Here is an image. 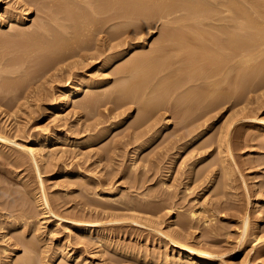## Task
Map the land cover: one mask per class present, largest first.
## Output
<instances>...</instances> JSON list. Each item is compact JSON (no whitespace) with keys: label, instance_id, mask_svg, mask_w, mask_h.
Returning <instances> with one entry per match:
<instances>
[{"label":"bare ground","instance_id":"bare-ground-1","mask_svg":"<svg viewBox=\"0 0 264 264\" xmlns=\"http://www.w3.org/2000/svg\"><path fill=\"white\" fill-rule=\"evenodd\" d=\"M13 1H14L15 5H18V8L21 9V10L20 9L19 10L22 13H19V12L16 13V12H13L9 9V10H6L4 13L1 14V11L4 8L6 1L0 0V32L4 28H9V30H8L9 32L5 33V31H3L4 32L3 34H2V32L0 33V45H1L0 49H4L2 51L5 52V53H3L2 51H1L2 53L0 52L1 53V55H0V115H1V117L3 116V118L5 117L4 118L5 120L7 117V119H8L7 122L9 121L10 118L13 119V117L15 120H17L16 118H18V115L21 116L22 112H24L23 110H25V109H22L23 106L25 108L28 107V105H29L28 101L31 97H33L32 95H34V97L38 96V95H36V92H39V91H36L37 88L35 89L32 87L33 90H31L32 89L31 84H33V82H36L35 80H37V81L43 80L44 81L45 76L49 75L51 72L54 71L53 73H55V71H57V70L61 71L62 67H63V66L61 67V65L65 64L66 61H68L71 58L75 59V57H81V58H83V60H88L87 62H83L84 65L82 64V62L79 61L80 64L83 66H81L79 64L78 65L82 68L84 66H85V68L88 67V66H86L88 64V62H89L88 65H91L90 64L91 61H89V59L92 60V64H94V61L95 62L97 61L99 63L100 62L99 59H102L101 61L104 62V68L110 67V65L115 66L116 64H118L115 69L113 66L112 67L114 70L113 71L114 75H118L117 77H119V78H115V79H119V81H121L120 83H117L119 81H116L117 84L115 83L116 85H112V80H110V79L109 80L108 79H104V80L102 79L101 81H99V80L94 79L92 77L88 78V76L86 77L84 74H82V75L80 74L81 76H80V78L78 76L79 79L77 81L73 82V84H72V82H71L72 80H71L70 81L71 85L67 84L68 87L65 89L63 88L64 90H62V92H61L62 96L65 95V98L63 100H55L54 98L49 99V100H51V102L52 101L54 102L52 106L50 105L49 109L57 110L59 108L64 107L66 104L73 102L74 99L77 96H79L78 94L82 92L81 90L82 89L84 90L86 88L90 89L92 91V94H90V93H88L90 95L85 94L86 98H84V100H81V101H79V103H77L78 106L80 104L82 108L84 107L85 109L86 108L89 109L88 107L93 106L92 108L94 109L95 108L94 105L98 104L100 101L99 99H101V98L109 101V103L111 104V102H110L112 100L111 95H113V94H115V96H116V97L113 96V97H115V98H113L115 100L114 105L115 104L117 105L119 102L122 103L124 101V104L126 107L125 109H128V107L126 106V102H128V104L130 102V104L133 103V104L140 106V108L138 107L139 111H138V116L136 117L137 120L135 118V122L138 125L141 124L140 127L142 130L140 131L139 130L140 128H137L141 133H138V134L136 133L137 134V135H135L136 137L135 138L133 137L134 139L131 142V146H132V144H136V145H134L135 146V148H134L135 149L134 150L135 155H139L140 153H142V151H144L146 148H148L156 139H158V137H160V134L162 133V131L172 124L171 119L168 118L167 120L165 119L166 123L163 127L157 128V126L159 124L157 125V123L155 121H154V123L152 122V120L154 118L153 115L155 114V111L157 109H158V112L160 109H162L164 111L166 110L169 112L171 111L173 113V116H175L178 120L182 121V122H180V121L179 122H180V124H182L181 126H183V128L186 129V132H184V133L182 132V135H180V138L187 139V138L191 137V139L189 138V140L186 142L187 145L189 144V145L195 146L196 144H200V146L197 148V151H198L201 149H203V150L207 149V148H209V146H212L213 144H215V145L217 144L216 145L217 151L221 154V156L219 158L222 159L221 162H222L223 168L221 170H223V172H225L224 174H226V176L228 175V177H231L229 175H232V172L235 170H233L232 169L233 167L231 168V165L228 164L229 160L227 158V157L231 158L230 157L231 154L229 153L231 150V148L229 147L230 138L229 137L224 138L223 136L221 137L223 130L228 131L230 129V127H229L230 123L229 122L227 123V120L229 118L226 119V125H228V124L229 125L226 127L222 126L225 129L222 128V130L220 131L221 133L219 132L221 135L218 139L214 140L213 138H211V140L205 141L204 138L209 133V130H208V127H207V129L206 128L201 129V128L204 127V125H206V123L208 124V122H210L211 120L214 119L215 115H214V117H212L211 116L212 112H215L216 110L224 107L225 105H227V107L229 106L228 110H233L235 107L237 108V107H239V105L245 103V99L248 97V95L252 96L251 92H253L254 90L256 91V89L258 87L264 86V62L263 63L259 62V64H258V62H255L256 60L258 61L260 58H262L261 60H263V56H264V0H13ZM34 3H35V5H33ZM31 5L36 6V9L38 10L37 12L42 13L41 15L43 16V17L40 16L41 19H39L40 17H38V19L40 21H37L38 19L34 20L36 22L34 23L35 25L33 28L31 26H30V28L27 27L28 22L32 21V19H31L32 18V16H31V14H32ZM117 21H119L118 23L122 25L121 29H119L121 27V25H118V24L115 27L117 29V27L119 26L118 30H116L115 28H113V30H110L109 28H111V26H109V28L107 27L109 23H112V22L115 23ZM158 22H160V23L162 22L161 28L163 27L162 28L163 30H161L162 33L160 31V33H161V37H159L160 40L158 38L159 42L156 41V43H154L155 46L153 45L154 47L152 46V48H150V46H151L150 45L149 46L150 50H148V48L146 50L145 46H142V47L137 46L140 42L138 43L135 41L144 38V37L143 38L140 37L139 35H141L143 32H145L144 30L146 28H151V27L155 26ZM114 23H112L111 25H113ZM153 28H155V27H153ZM114 29L116 31H119L118 33L116 32L117 37L122 38L121 41H119L120 43H118L117 45L116 44L114 45V43H112V40L116 39V37H114V34H115ZM108 30H110V33L113 32L112 33L113 36L110 35V36H107V37L102 38L100 40V38H98L99 35L101 33H105V32L107 33L106 35H109V33L107 32ZM128 34H131V35H128ZM93 40L95 41V44L92 46L89 44V42H91ZM156 44H157V46H156ZM2 45H4V46H2ZM123 46L124 47L127 46V47L120 52H117V53L112 52L111 53V51L115 50L116 48H118V47L123 48ZM137 47H138V49H136ZM135 49L137 51L139 49H141L142 52L138 51V53H135L136 52ZM133 50L135 52L131 57L130 53L133 52ZM38 53H40V54H38ZM30 54H32L33 56L35 55L34 60H33V58L31 59L29 57V56H31ZM128 56H130V57L128 58ZM257 57H260V58L258 59ZM68 62H70V61H68ZM74 62L76 63V61H74ZM67 65H68V63L64 67L69 68V66H67ZM78 65L75 64L76 67ZM34 67L36 68V70H35L36 73L33 72V69L30 70L31 68H34ZM73 67H74V65H73ZM85 68H83V69H85ZM67 70H69V69H67ZM30 71L33 73H30ZM71 71L69 70V72H71ZM33 74H34V76H33ZM35 74L36 75L38 74V76H36ZM105 74H106V72H105ZM101 75H103V74H101ZM69 76H72V75H69ZM73 76H74V74H73ZM52 77H54V75H52ZM64 78H66V77H64ZM70 79H71L70 77L67 78L66 79L67 81L65 83H70L69 82ZM52 83H54V82H52ZM36 84H35V87L37 86ZM110 85H111V88H110ZM45 86H47V85H45ZM241 86H243V87H241ZM39 87H41V86H39ZM255 87H256V89H254ZM46 90L47 89H45V91ZM98 90H101V92L99 91L96 93V91H98ZM255 91H254V93L257 92V91L255 92ZM62 96H61V99H62ZM100 96H101V98H100ZM104 96L107 98L105 99ZM52 97H54V96L52 95L51 98ZM97 97H99V98H97ZM43 98H44V96H43ZM251 98H249L250 99L249 102L251 101ZM33 99H35V98H33ZM116 101H117V103H116ZM242 101H243V103H241ZM101 104H103V103H100L99 105H101ZM105 104H106V102H105ZM26 105H27V107H26ZM116 105H115V107H116ZM122 105H123V103H122ZM118 107H119V105H118ZM120 107L122 108V106H120ZM28 108H30V107H28ZM92 108H90V109L92 110ZM98 108H100V107H97V109ZM29 110L30 109H28V111ZM124 110L122 108V111H124ZM112 111H114V110H112ZM25 112H27V110ZM219 112L217 114H219ZM116 113H118V112H116ZM236 113H237V111H236ZM113 114H115V113H113ZM24 115H26V114H24ZM65 116H66V114H65ZM234 116H235V113H234ZM22 117H23V115H22ZM25 117H27V116H25ZM231 117H233V116H231ZM53 118H54V122H56L60 126L61 122L63 123L65 121L64 119L66 117L64 118L63 115H60V113L58 111H55ZM176 118H175V120H176ZM28 119H30V118L28 117ZM154 120H156V119H154ZM224 120H225V118H224ZM10 121H11V119H10ZM12 121H14V120H12ZM149 121H151L152 124H150ZM229 121H230V119H229ZM179 122L177 124H179ZM230 122H232V121H230ZM14 123L15 122H13V124ZM20 124H22V123H20ZM83 124H85V123H83ZM92 124H96V122L92 123ZM131 124L135 125L133 123V121H131ZM143 124H145L144 127L142 126ZM88 125L90 126L91 124H88ZM88 125H86V126H88ZM138 125H137V127H138ZM146 125H148V126H146ZM3 126L0 125V142H5V145H7L9 142H11L10 141L11 137L9 134L10 132H9V130L5 131L8 128L6 129ZM24 126H26V125H24ZM63 126L65 127L66 124L65 125L63 124ZM77 126H78V124H77ZM77 126H75V127H77ZM68 127H69V125H68ZM91 127H93V125ZM131 127H133V126H131ZM142 127L143 128L146 127V128L143 129ZM3 128H5V130ZM20 128L17 129L18 132L24 131L23 129L21 130ZM183 128H180V130ZM14 129L15 128H13V130ZM110 129L111 128H109L106 131L104 130L102 133L100 131H98V135L95 136V139L93 142H102V141L104 142L106 140L108 133L110 132ZM137 129H135V130H137ZM219 129H218V131H219ZM259 129L260 130L258 132H260L261 134L264 133V126H260ZM17 130H16V132H17ZM88 130H89V128H88ZM10 131H11V128H10ZM95 131H93V132H95ZM71 132H72V130H71ZM99 132H100V134H99ZM134 132H136V131H134ZM24 133H19V135L24 134ZM180 133L181 132H179L178 134H180ZM8 134H9V136H8ZM35 134H36V132H35ZM66 134H69V133L66 132ZM164 134H165V132H163V135ZM15 135H17V134H15ZM133 135H134V133H133ZM57 136H59V135H57ZM67 136L68 135H65V133H63V135H61V137L59 138V142L61 144L64 143V145H65V143L68 141ZM54 138H56L55 131L49 132V134L46 136L40 137L38 135H35L31 138L30 142H32V144H34V145L32 147L30 145V149H28L29 152L27 153V154H29V156H31L30 160L32 159L34 161V162H29V163H32L31 166L34 167V165H33L34 163L46 162L48 160V158H49L48 161L50 164H52V163L56 164V163H54V161H56V162L61 161L62 162V159L64 161L65 156H63V155L60 156V157H62L60 160H59L60 157L58 159H55V158H57V156L55 157V155L58 154V156H59V152L57 153L56 151L53 150V148L56 146L55 143H54L55 145H46L48 142H50V140H53ZM90 138H92V137H90ZM120 138L122 139V136ZM12 139H14L13 136H12ZM131 139H132V137H131ZM114 140H116V139H114ZM79 141H80V139L73 141L72 142L73 147H75L76 145H79ZM86 141H85L86 144L87 143L89 144V141L92 142L91 139L87 142ZM126 141H125V144L127 145ZM82 142H80V144ZM118 142L121 143V141H118ZM118 142H117V144H118ZM177 142H179V141H177ZM13 143H15V142H13ZM113 143H111V144L115 145ZM128 144H129V142H128ZM59 146L57 147L58 149L60 148ZM66 146H64V147L66 148ZM51 147H52V150L49 149ZM105 147H106V145H105ZM2 148L7 150V148H5V147H0V151L2 153L4 152L3 150H1ZM46 148H48L49 151H51L50 152L51 155H50V153H48L49 154L48 158L46 157L47 156L46 155L47 150H45ZM58 149H57V151H58ZM113 149L114 150L116 149L115 146L113 147ZM134 151H133V153H134ZM22 152H23V150H22ZM61 152H63V150L60 151V154H63ZM105 152H107V153L109 152V155H107V157H108L107 162L110 163L109 159H111L112 156L111 157H109V156H110V153L112 151L110 152V150H109V151H104V153ZM205 152H207V150ZM4 153L7 155V153H9V152H4ZM65 153H67V152H65ZM190 153H193V152H190ZM24 154H26V153H23V155ZM68 154L69 153H67L65 155H68ZM101 154L99 155V157H100L99 161L102 162V160L105 159L106 155L104 156ZM226 154H228V156ZM9 155L11 157H14L15 154H12V152H11V154L9 153ZM18 155H20V154H18ZM18 155H15V158L18 157L17 159L19 161L20 156H18ZM69 155L74 156V157H71L72 159H74L75 157L76 158L79 157V155L76 156L77 154L75 155V153L69 154ZM80 156H82V154ZM101 156H103V157H101ZM5 157H7V156H5ZM209 157H211V154H208L205 157H202L200 159L197 158V159H198V162H200L203 160H207ZM9 158L10 157H8V160H9ZM22 158H21L22 162L19 161L20 164L27 161L25 158L23 161ZM139 158H140V156H139ZM141 158H140V161H141ZM143 159L145 161L147 158L143 157L142 160ZM66 160H68V159L65 158V161ZM78 160H79V158H78ZM12 161L15 162L14 159ZM18 161L15 163H18ZM75 161H77V160H75ZM148 161H150V160L148 159ZM67 162H64V163L66 164ZM198 162H197V164H198ZM46 163H45V166L47 164H49V163H47V164ZM84 163L82 164L83 166H84ZM212 163H214V161ZM252 163L253 162H251V164ZM20 164L18 163L19 166H20ZM23 164H24V168H26L25 165L27 163L26 164L23 163ZM53 164L51 167L54 170L55 166L57 167V165L54 166ZM78 164H80V162ZM78 164H75V165H78ZM195 164H196V162H195ZM62 165H64V164H62ZM66 165L68 166L69 164L67 163ZM71 165H72V163H70V166ZM19 166H18V169L22 167V165H21V167H19ZM38 166H40V165H38ZM48 166H50V165H48ZM67 166H65V167H67ZM70 166H68L67 167L68 169L67 168L66 169L69 170ZM81 166L78 168H71V171L70 170L69 171L70 172H76L77 174L76 173L75 174L77 176H80L81 178L86 177V174H84V172L86 170L83 171V169H82L83 167H81ZM207 166L208 165H206V167ZM214 166H216V165H214ZM222 166H220V167H222ZM12 167H13V164H12ZM238 167H240V166H238ZM13 168H15V166ZM16 168H17V165H16ZM58 168L60 169L61 167H58ZM58 168H55V169H58ZM194 168H196V167L193 166L192 173H193V175L195 174V177H196L197 174H196L195 170L197 171L198 167L195 170H194ZM210 168H214V167L211 165ZM37 169H38V167H37ZM45 169L46 168H44L43 171ZM62 169H60V170H62ZM72 169H76V170H72ZM204 169L205 168H203V170ZM38 170H41V169H38ZM102 170H104V169H102ZM212 170H214V169H212ZM14 171H15V169H14ZM34 171H36V169ZM69 171H67V172H69ZM200 172H204V171L201 170ZM205 172L201 173V174H204L203 176H206L207 172H206V174H205ZM192 173H191V175H192ZM213 173H215V174H213ZM212 174L213 175H211V177H214V179L210 182V185L207 186L208 189L213 188V186L217 182V178L219 177L218 171H216V172L213 171ZM201 176L202 175H200V177ZM207 177H209V174H207L206 178ZM201 178H196V179H197V181H199ZM225 178L226 177H223V181ZM228 179L230 180V178L226 179L227 182L229 181ZM233 179L236 180V178H233ZM203 180L206 181V179H203ZM134 181H137V179ZM74 182H76V181H74ZM200 182H201V180H200ZM224 182L227 184L226 181H224ZM230 183L231 182H229V184ZM84 184H87V183H84ZM227 185H226V187H228ZM23 186H26V183ZM232 187H233V185H232ZM26 189H27V186H26ZM4 191H6V190H4ZM200 192L202 194V191H200ZM46 194H42L43 196L41 197L39 206L41 207V209L43 210L44 213H46V214L52 213L53 214L55 210L53 209V206L51 208L52 203L50 204ZM96 194L99 195V193H96ZM121 200H122V198H121ZM8 202H9V200H7V203ZM10 202L8 204H10ZM119 202H121V205H122V207L121 206H119V207H121L123 210L126 209L129 212L135 211V210L139 211V209L144 210V208L147 210L149 208L147 205H144L145 203L142 204L140 201L139 202L142 204L141 207H143V205H144L148 208H146V207L140 208L139 204L134 205L136 203L133 204V201H131V200L129 202H128V200H127V202H122L119 200ZM7 203L5 206L8 205ZM93 203H92V201L91 202L84 201L82 205L86 206V207H88V206L93 207L95 205V203L98 204V202H95L94 204ZM24 204L22 203V206H21V204H19V205L17 204L16 209H18L20 206V209L22 210ZM112 204H113V202H112ZM172 204H170V205H172ZM12 205H14V203ZM25 206H24V208H25ZM95 206H97V205H95ZM112 206L106 205V208L109 207V208L113 209L115 206H113V207ZM8 207H9V205H8ZM8 207H4L3 212L0 211V212H2V213H0V218L1 219L5 218L3 220L0 219V231L8 230L10 232H5L4 235L2 233H0V237L7 238L8 235H10V236L13 235L12 233H13L14 229L22 230L23 235L21 236L20 234H18V233L22 232V231L21 232L19 231L17 233V235H19V236H16V234H15V236L13 235L12 237H8L7 241L5 240L6 242H9L8 245H7V243H5L6 246L3 248L1 247L2 245H0V248H1L0 249V264H38L39 262L40 263L45 262L46 264L47 263L48 264H73L76 262L77 256L74 257V255L72 256L71 254H69V252H67L64 247H62V248L59 247L58 249L55 248V250L53 249L52 255L48 256L46 254L47 253V247H46V245H44L45 241L43 240V238H41L42 235L36 234V236L30 235V237H29V235H27V234H29V232H33L35 230H38L36 228V227H38V225L35 222H33V221H35L34 220L35 218H33V221H32V217H34V215H30V214L25 215L26 212L24 210V212H22L23 215H20L21 214L20 213V214H18V216H15V214H14L16 212L15 211V205H14V208L12 206H10L9 208ZM94 207H93V209H94ZM12 208H13V210H12ZM154 208H155V206H154ZM115 209H119V208L117 207ZM151 209H152V212L156 211L153 208H151ZM146 210H145V212H147ZM241 210L244 211L243 208H241ZM4 211L8 212V214L4 213ZM26 211H28V210H26ZM148 211H151V210H148ZM27 213H31V212H27ZM41 213H42V211H41ZM16 215H17V213H16ZM130 215H129V217H130ZM195 215H196V213L192 212L190 215V218H192V220H193V218L195 219ZM124 216L126 218V214ZM134 218L132 219V221L135 220ZM119 219H120V217H119ZM123 219H124V217H123ZM242 219H243L242 226H241L242 232L240 231L241 232V239H240L241 242L243 243L244 241H246L248 239V237L249 238L252 237L253 241H255V242L259 241L261 238V241L263 240V242H264V237H262L260 235V231H259L260 229L258 231H256L257 230L256 229V230L250 232V227H251L252 223L250 221V217H249L248 213L247 214L245 213L244 218H242ZM146 220H148V219H146ZM185 220L187 221V219H185ZM189 220H191V219H188V222L184 223V224L182 222V224L184 226V230L182 232L180 230H179L180 232L179 231L178 232L172 231L173 235H171V237L169 236L170 234H168V236L170 237L169 239L173 241L172 244L176 248H178L179 250L176 251V253L173 255H170L166 252H165L166 255L160 254L161 256H166L165 259L163 258V260H160V264H223V262H222L223 260L216 261L214 258H212V256H213L212 253H210L207 250H204L202 248H199V247L197 248L190 243L191 240H189L190 238L188 236L189 235L188 229H189V227L190 228H193V227H191L192 223ZM205 220H207V219H205ZM153 221H154V219H153ZM135 222H137V220H135ZM35 224H36V226H35ZM156 225H158V224L156 223ZM82 226L83 225L79 226L77 229L78 235L86 234V236L90 237V238H88L89 243L94 242V244L95 243L101 244V245H99V246H101L99 248H101L100 251L102 253L105 250L111 249L118 256V258L121 259V262H124V261H122V259H124V260L126 259L128 261H130V260L134 261V259H140L141 260V259L145 258L144 261L146 260L148 262V264H150V263L153 264L155 261L159 260L158 259L159 255L156 256L155 252H152V253H154V255L157 257V259L154 257V255H151L154 258L149 257L150 259L147 260L146 259L147 258L146 253H145V255L142 253V255L144 256V258H143L142 256H140L141 255L140 251L138 252L140 255L138 253H136L137 249L135 252L134 248L132 249L129 246H125L123 244L117 243L119 240L117 242H115L114 240H110L109 235L107 233L100 232L98 230H93L92 228L87 227V226L86 227H82ZM156 228H158V227H156ZM213 228H214V230H216L215 227H213ZM214 230L211 229L209 231L213 232ZM38 231L40 232V230H38ZM109 231H110V229H109ZM217 232L218 231H215V233H217ZM186 234H188V235H186ZM211 234L216 235L214 233H211ZM166 235H167V232H166ZM32 236H33V238H32ZM13 237H15V239H14L15 241H12ZM0 241H1V238H0ZM2 241H3V239H2ZM2 244H4V243H2ZM165 245H166V243H165ZM23 249L26 251L25 254H23L24 253ZM3 255L5 257H3ZM19 255H21V256L19 257ZM116 255L114 256V258L117 257ZM1 258L5 259V260L2 261ZM126 260H125V262H126ZM144 261H142V262H144ZM119 262L120 261H118V263ZM43 263H41V264H43ZM132 264H134V263L132 262ZM156 264H159V262Z\"/></svg>","mask_w":264,"mask_h":264},{"label":"rangeland","instance_id":"rangeland-1","mask_svg":"<svg viewBox=\"0 0 264 264\" xmlns=\"http://www.w3.org/2000/svg\"><path fill=\"white\" fill-rule=\"evenodd\" d=\"M5 1H6V4L4 5L3 10L1 11V14L4 13L6 10H9V9L13 12H16V13L17 12L22 13V12H20L21 9L18 8V5H15L13 0H5ZM33 5H35V3ZM31 8H32V14H31L32 21L28 22V25H27V27H29V28H30V26L33 28L35 25L34 23L36 22L34 20H36V19H38V17L42 16L41 15L42 13L37 12L38 10L36 9V6L31 5ZM39 19H41V17ZM39 19L37 21H40ZM118 22L119 21L115 22L116 24L114 22H112L115 25L114 24L111 25L112 23H109L110 25L108 24L107 27L109 28V26H111L112 29L111 28H109V29L113 30V28H115L117 26V24L121 25ZM161 24H162V22L161 23L158 22L155 26H153L155 28H153V27L146 28L144 30L146 33L143 32L144 34L142 33L141 35H139L140 37H142V38L144 37V38L135 41L138 43L140 42L137 46H141V47L145 46L146 50H147V48H148V50H150V48H152L153 45L155 46L154 43H156V41H158V38L161 37V33H162L161 30H163L162 29L163 27L161 28ZM118 28H119V26L117 27V29L116 28L115 29L118 30ZM121 28H122V25L119 29H121ZM115 29H114V32L116 35L114 34V37H116V39L113 38L114 40H112V43H114V45L115 44L117 45L118 43H120L119 41H121L122 38L117 37V33L119 31H116ZM8 30H9V28H4L1 32L3 34L4 33L3 31H5V33H6V32H9ZM110 30L107 31L109 33V35H106L107 34L106 32L101 33L98 38H100V40H101L102 38H105L107 36H110V35L113 36V34H112L113 32L110 33ZM160 31H161V33H160ZM128 35H131V34H128ZM159 40H160V38H159ZM93 41L89 42V44L92 46L95 44V41L94 42ZM141 42L142 43L144 42V43L142 44ZM2 46H4V45H2ZM149 46H150V48H149ZM156 46H157V44H156ZM126 47L127 46H125V47L123 46V48L118 47L115 50L111 51V53L112 52H115V53L120 52L123 49H125ZM0 48H1V45H0ZM136 49H138V47ZM136 49H135L136 52L133 50V52L130 53L131 57L134 54V52L138 53V51H141V49H139L138 51ZM2 50H4V49H0V52ZM1 53H0V55H1ZM3 53H5V52H3ZM38 54H40V53H38ZM30 55L31 56H29V57L31 59L33 58V60H34L35 55L34 56L32 54H30ZM129 57L130 56H128V58ZM257 58L259 59L260 57H257ZM261 59L262 58L259 59L260 61L256 60L255 62H258V64H259V62L263 63L264 62V56H263V60H261ZM73 60L76 61V63ZM101 60L102 59H99V61H100L99 63L97 61L96 62L94 61V64H92V60L89 59V61H91L90 62L91 65H88L89 64V62H88V64L86 63L87 64L86 66H88V67L85 68V66H84L83 68H85V69H83L82 67L79 66V65H81L80 62H82V64H83V62H87L88 60H83V58H81V57H75V59L74 58L69 59L68 61H70V62L66 61L65 64L61 65V67L62 66L64 67L68 63L67 66H69V68L68 67H64V68L62 67V70L60 69L61 71L57 70V71H55V73H53L54 72L53 71V72H51L52 74L50 73L49 75H46L44 78V81L43 80H40V81L35 80L36 82H33V84H31V88L32 87L35 89L37 88L36 91H39V92H36V95H38V96L34 97V95H32L33 97L30 98L31 100L29 99L30 102L28 101V104L29 105L31 104V105L30 106L28 104L27 105L30 108H28L27 105H26L27 108H25L23 106L22 109H25L23 111L25 112L27 110V112H25V113L22 112L23 117H22V115L21 116L18 115V118L20 117L21 119L16 118L18 120L17 121L13 117V119L10 118L11 121L9 119V121L7 122V120H8L7 117L5 120L4 119L5 117L3 118V116L1 117V115H0V125L1 126L4 125L3 127H5L6 129L8 128L7 130H5V128H3V129L5 131L9 130V132H10L9 134L11 137L10 138L11 142H9L8 144L6 143L7 145H5V142H0V144H1L0 147L7 148V150H5L4 148H2L1 150H3L4 152H9L10 154H11V152H12V154H15V155L20 154V155H18V156H20V158H19L20 162H22V160H21L22 157H23L22 158L23 161H24V158L28 161L27 162L25 160L26 162H23L25 164L27 163L26 164L27 166L25 165L26 168H24V164L23 163L20 164V162L17 159L18 157L15 158V155H14V157H11L9 155V153H7V155H6L4 152L2 153L0 151V211L3 212V208L8 207V205H9V207L12 206L13 208L15 205V211H16L14 213L15 216H18V214H20V213H21L20 215H23L22 212H24V210L26 212V214L24 213L25 215H28V214L34 215V217H32V221H33V218H35L34 219L35 221H33V222H35L38 225V227H36V228L38 230H40V232L38 230H35L33 232H29V234H27V235H29V237H30V235L36 236V234L42 235L41 238H43V240L45 241L44 245H46V247H47V253L46 254L48 256L52 255L53 249L55 250V248L58 249L59 247H61V248L64 247L66 249V251L69 252V254H71L72 256L74 255V257L77 256L76 262L73 264H115V263L116 264H125V263L126 264H128V263L132 264V262L134 264H148V262L146 260L144 261L145 258L142 255V253L144 255L146 253V256H147L146 259L147 260L150 259L151 257L152 258L155 257L157 259L156 256L159 255L158 256L159 260L155 261L153 264H156L158 262L160 264V260H163V258L164 259L166 258V256H161V255H166V253L173 255L176 253V251L179 250L178 248H176L172 244L173 241L170 240L169 238L171 237V235H173V232H178L179 230L182 232L184 230L183 224L187 223L188 219H191L189 221L192 223L191 227H193V228L189 227V229H188L189 233L187 232L189 235L186 234L189 236V238H190L189 240H191L190 243L197 248L199 247V248H202V249L207 250L208 252L212 253L214 256V257L212 256V258H214L216 261L223 260L222 261L223 264H244V263L245 264H264V244H263L264 242H263V240L261 241V238H260L259 241L255 242V241H253L252 237H250L251 239L248 237V239H247L248 241L246 240L243 243L240 240L241 239V232H242V230H241L242 229L241 228L242 221H243L242 218H244L245 213L246 214L248 213V215L250 217V221L252 223L251 227H250V232H252L256 229H257L256 231H258L260 229L259 230L260 235L262 237H264V133L261 134L260 132H258L260 130L259 129L260 126H264V86L258 87L259 89L258 88L256 89V87H255L254 89H256L257 92L255 90L254 91L256 93H254V91L251 92L252 96L248 95V97L245 99V103H243V101H242L241 103H243V104L240 103L241 105H239V107H237V108L235 107L233 110H228L229 106L227 107V105H225L224 107L216 110L215 112H212L211 116L214 117V115H215L214 119L210 121L211 123L208 122L209 125L206 123V125H204V127L201 128V129H205V128L207 129V127H208V130H209V133L204 138L205 141L211 140V138H213L215 140V139H218L220 137V135H221L220 131L222 130V128L225 129L224 127L229 125V124L226 125V119L229 118L230 121H232V122H230L229 119L227 120V123L228 122L230 123V125H229L230 129L228 131L223 130L222 135H221V137L223 136L224 138L225 137L230 138L229 147L231 148V150L229 153L231 154L230 155L231 158H229V157H227V158L229 160L228 164L231 165V168L233 167L232 169L235 171L232 172V175H229L231 177H228V175L226 176V174H224L225 172H223V170H221L223 168L222 162H221L222 159L219 158L221 156V154L217 151V146H216L217 144L216 145L213 144L212 146H209L210 149L207 148V149H204V150L201 149L198 151H197V148L200 146V144H196L195 146L189 145V144L187 145L186 142L189 140V138L191 139V137H189L187 139L180 138V135H182V132L183 133L186 132V129H184L183 126H181L182 124H180V122H182V121L178 120L175 116H173V113L171 111L170 112L166 111V110L164 111L162 109H160L159 112H158V109L155 111V114L153 115L154 118H153V120L152 119L151 120L153 123L155 121L157 123V125L159 124L157 126V128L163 127L168 118L171 119L172 124L170 126H168L169 128L167 127L166 129H164L162 131V133L160 134V137H158V139H156L153 142L154 144L152 143L148 148H146L144 151H142V153H140L141 155L140 154L135 155V151H134L135 146L134 145H136V144H132V146H131V142L136 137L135 135H137L138 133H141L140 131L142 130L140 127L141 124L138 125L135 122V118L138 116V111H139L138 109L140 108V106L133 104V103L130 104V102L128 104V102L125 101L126 106L128 107V109H125L126 107H125V104L123 101L122 102L123 105H122V103L119 102L117 105L115 104L116 105V107H115V105H114L115 100L113 98H115L116 96H115V94H113V95H111L112 96L111 99L113 100V101L112 100L110 101L111 104L109 103V101L104 100L100 96L101 99H99V100L100 101L102 100V101L101 102L99 101L98 104L94 105V107L96 109L95 108L93 109L92 108L93 106L88 107L89 109L92 108V110L90 109L91 111L87 108L85 109L84 107H83L84 108L83 109L81 107V105L79 104V106H78L77 103H79V101L84 100V98H86L85 94H88V93L92 94V91L90 89L86 88L84 90L83 89L81 90L82 92L78 94L79 96H77L73 102H70V103L66 104L64 107L59 108L57 110L49 109L50 105L52 106L54 103L53 101L51 102V100H49V99L54 98L55 100H63L65 98V95L64 96L61 95L62 90L67 88L69 84L71 85V82L73 84V82L77 81L82 74H84L86 77L88 76V78L92 77V78L97 79L99 81H101L102 79L103 80L104 79H108V80L110 79V80H112V85H116L117 83H120L121 81H119V79H115V78H119V77H117L118 75H114V73H113V71H114L113 67L115 69L118 64H116L115 66L110 65V67L104 68V62H102ZM75 64L76 65L79 64V65L76 67ZM73 65H74V67H73ZM83 65H81V66H83ZM32 69H33V72L36 73L35 72L36 68L34 67V68H31L30 70H32ZM65 69L66 70L69 69L70 71L72 70L71 72L74 74V76L71 72H69V70L66 71ZM33 72L30 71V73H33ZM105 72H106V74H105ZM38 74L37 75L35 74V75L38 76ZM101 74H103V75H101ZM52 75H54V77H52ZM69 75H72L73 77L69 76ZM33 76H34V74H33ZM68 76L71 78L69 80V82L71 80L72 81L70 83H65L67 81L66 79L69 78ZM78 76H79V78H78ZM64 77H66V78H64ZM116 81H119V82L116 83ZM52 82H54V83H52ZM35 84L37 85L36 87H35ZM38 85L41 87H39ZM45 85H47V86H45ZM241 87H243V86H241ZM33 88L31 90H33ZM110 88H111V85H110ZM45 89H47V90L45 91ZM99 91L101 92V90H98V91H96V93ZM90 94H88V95H90ZM50 95L51 96L53 95L54 97L51 98ZM60 95L62 96V99H61ZM43 96H44V98H43ZM113 96H115V97H113ZM33 98H35V99H33ZM97 98H99V97H97ZM106 98L107 97H105V99ZM249 98H251L250 102H249V100H250ZM105 102H106V104H105ZM100 103H103L104 105L103 104L99 105ZM116 103H117V101H116ZM118 105H119V107H118ZM120 106H122L123 110L124 109L125 110L122 111V108ZM97 107H100V108L97 109ZM28 109H30V110L28 111ZM96 110L97 111L99 110L98 111L99 113ZM112 110H114L115 112ZM55 111H58L60 113V115H63L64 118L65 117L67 118V119L66 118L64 119L66 122L65 121L63 123L61 122L60 126H59V124L54 122L53 117H54ZM236 111H237V113H236ZM116 112H118V113H116ZM218 112H219V114H217ZM113 113H115V114H113ZM234 113H235V116H234ZM24 114H26V115H24ZM65 114H66V116H65ZM25 116H27V117H25ZM231 116H233L234 118ZM28 117L30 119H28ZM175 118H176V120H175ZM224 118H225V120H224ZM154 119H156V120H154ZM12 120H14V121H12ZM136 120H137V118H136ZM131 121H133V123L135 125H132ZM13 122H15V123L13 124ZM95 122H96V124H92ZM149 122H150V124H152L151 121H149ZM178 122H179V124H177ZM20 123H22V124H20ZM83 123H85V124H83ZM63 124L64 125L66 124V126L64 127ZM67 124L69 125V127ZM77 124H78V126H77ZM88 124H91V125L89 126ZM136 124L138 125V127ZM145 124H143L142 126L144 127ZM24 125H26V126H24ZM86 125H88V126H86ZM92 125H93V127L95 126L94 127L95 129L93 127H91ZM75 126H77V127H75ZM131 126H133V127H131ZM146 126H148V125H146ZM222 126H224V127H222ZM10 128H11V131H10ZM13 128H15V129L13 130ZM19 128L21 130L23 129L24 131L18 132L17 129H19ZM88 128H89V130H88ZM109 128H111L110 132L108 133L106 140L104 142L103 141L102 142H93L95 139V136L98 135V131H100L102 133L104 130L106 131ZM137 128H140L139 129L140 131ZM145 128H143V129H145ZM180 128H183L184 130L183 129L180 130ZM91 129L93 131H95V130L96 131L93 132ZM135 129H137V130H135ZM218 129H219V131H218ZM16 130H17V132H16ZM71 130H72V132H71ZM53 131H55V133H56V138H54L53 140H50V142H48L46 145H55L56 144V146L53 148V150L56 151L57 153L59 152V156H58V154L55 155V157L57 156V158H55V159H58L61 155L65 156V158L68 159L66 161H65V158H64V161L62 159L63 163L61 161H57V162L54 161V163H56V164L52 163L54 166L57 165V167L55 166V168L61 167L60 169H62L64 167L65 169L63 168L64 170L63 169L60 170L59 168L58 169L54 168V170H53V168L51 167L52 164H50L48 161L49 160V158H48L49 154L48 153L51 152V151H49V149L52 150V147L49 149L48 148L45 149V150H47V154H46L47 156L46 157L48 158V160H47L48 162L47 161L46 162L49 164H47L46 162H43L44 164L43 163H34L33 164L34 167L31 166L32 163H29V162H34V161L32 159L30 160L31 156H29V154H27L29 152L28 149H30V145H31V147L34 145V144H32V142H30L31 138L35 135H38L40 137L46 136L49 134V132H53ZM134 131H136V132H134ZM35 132H36V134H35ZM66 132H68L69 134H66ZM100 132H99V134H100ZM163 132H165L164 135H163ZM179 132H181V133L178 134ZM19 133H24L25 135L24 134L19 135ZM63 133H65V135H68L67 136L68 141L65 143V145H64V143H62L63 144L62 145L59 142V138L61 137V135H63ZM133 133H134V135H133ZM9 134H8V136H9ZM15 134H17V135H15ZM57 135H59V136H57ZM12 136L14 137V139H12ZM121 136H122V139L120 138ZM90 137H92V138H90ZM131 137H132V139H131ZM78 138L80 139L79 145H76L75 147H73L72 142L79 140ZM90 139L92 140V142L89 141ZM114 139H116V140H114ZM86 140L89 141L90 145L88 143L87 144L85 143ZM124 140L125 141L127 140L126 141L127 145L125 144ZM176 140L179 142H177ZM252 140L253 141L255 140V141L253 142ZM118 141H121V143L124 146ZM13 142H15V143H13ZM80 142H82V143L80 144ZM117 142H118V144H117ZM128 142H129V144H128ZM111 143H113L115 145H112ZM105 145H106V147H105ZM111 145L113 147L115 146L116 149L114 150ZM58 146L60 147L59 149L57 148ZM64 146H66L67 149ZM57 149H58V151H57ZM22 150H23V152H22ZM61 150H63V152H61L63 154H60ZM109 150H110V152L114 151L113 153L111 152L112 154L110 153L109 157L112 156V158L109 159L110 163L107 162L108 161L107 155H109V152L104 153V151H109ZM206 150H207V152H205ZM133 151H134V153H133ZM65 152H67L69 154L75 153V155L77 154L76 156L79 155V157H77V158L75 157L74 159H72L71 157H74V156L69 155V154L65 155V154H67ZM190 152H193V153H190ZM23 153H26V154L23 155ZM99 153L100 154L102 153L101 155H104V156L106 155L105 159H103L102 162L99 161V159H100ZM81 154H82V156H80ZM208 154H211V157H209L207 159L208 161L203 160V161L198 162V159L205 157ZM50 155H51V153H50ZM226 155L228 156V154H226ZM5 156H7V157H5ZM139 156H140V158L146 157L147 159L144 161V159L142 160V158H141V161H140ZM8 157H10L9 160H8ZM101 157H103V156H101ZM61 158L62 157H60L59 160ZM78 158L80 161L78 160ZM13 159L15 160V162L18 161L20 166L18 165V163H15L14 161H12ZM148 159L150 161H148ZM75 160H77V161H75ZM78 161L80 162L81 165L84 162L86 164L84 163V166L83 165L81 166L80 164H78L79 163ZM213 161H214V163H212ZM64 162H67L69 164L68 166H70V163H72V165H71L72 167L70 166V168H69L70 171H71V168H78L80 166L83 167L82 168L83 171L86 170L84 172V174H86V177L81 178L80 176L76 175L77 174L76 172H70L69 170H67L68 169L67 168L68 166L66 165L67 163L65 164ZM195 162H196V164H195ZM197 162H198V164H197ZM251 162H253V163L251 164ZM45 163L47 164L46 166H45ZM61 163L67 167H65ZM12 164H13V167L15 166V168L12 167ZM15 164L17 165V168H16ZM75 164H78L79 166L75 165ZM21 165H22V167H21ZM38 165H40V166H38ZM48 165H50V166H48ZM206 165H208V166L206 167ZM211 165L214 168H210ZM214 165H216V166H214ZM18 166L21 168L18 169ZM193 166L196 167V168H194V170L197 169V167H198L197 171L195 170L196 174L198 175V176L196 175V177H195V174L193 175V173H192ZM220 166H222V167H220ZM238 166H240V167H238ZM37 167H38V169H41V170H38ZM202 167L205 169L203 170ZM34 168L36 169V171H34L35 170ZM44 168H46V169L43 171ZM14 169H15V171H14ZM102 169H104V170H102ZM212 169H214V170H212ZM66 170L69 172H67ZM72 170H76V169H72ZM201 170L204 172L206 171L207 174H209V177L206 178V176H207L206 172H205L206 176H203L204 174H201V173H204V172H200ZM213 171L214 172L218 171L219 177L217 176L218 177L217 182L213 186V188L208 189L207 186L210 185V182L214 179V177H211V175L215 174V173L212 174ZM190 172L192 173V175ZM200 175H202L201 177L203 179H206V181L203 180L200 177ZM223 177H226L224 179V181H226V182H227L226 179L230 178V180L228 179L229 181L227 182L228 185L223 181ZM135 178L137 179V181H134V180H136ZM196 178H201L200 179L201 182L199 179H198L199 181H197ZM233 178H236L237 181ZM74 181H76V182H74ZM229 182H231L230 183L231 185L229 184ZM25 183H26L27 189H26V186H23V185H25ZM84 183H87V184H84ZM226 185L228 187H226ZM232 185H233V187H232ZM4 190H6V191H4ZM200 191H202V194ZM96 193H99V195ZM42 194H46L48 201L50 202V204L52 203L51 208L53 206V209L56 211V212L54 211L53 214L52 213L51 214L44 213L43 210L41 209V207L39 206L41 197L43 196ZM121 198H122V200H121ZM7 200H9V202L11 201L12 203L10 202V204H8L9 202L7 203ZM119 200L122 202H127V200L129 202L131 200V201H133V204L136 203L134 205L139 204L140 208L146 207L144 205H147L149 208L146 207V208H148L147 210L145 208H144V210L143 209L142 210L139 209V211L135 210L136 212L135 211L129 212L126 209H124L125 210L124 211L121 208L122 205H121V202H119ZM84 201H88V202L92 201V203L98 202V204L95 203V205H97V206H95V205H94L95 207L93 206L95 209L94 210L93 207L83 206L82 204ZM139 201L142 204L145 203L143 205V207H141L142 204ZM112 202L114 205L112 204ZM6 203L8 204L7 206H5ZM13 203H14V205H12ZM22 203L23 204L25 203L23 205V209H22L23 211L20 209V206L18 209H16L17 204L18 205L21 204V206H22ZM170 204H172V205H170ZM106 205H109V206L113 205L115 207L113 209L109 208V207L106 208ZM24 206H25V208H24ZM116 206L119 209H115V208H117ZM119 206H121V207H119ZM154 206H155V208H154ZM13 208H12V210H13ZM151 208L156 210L155 211L156 213L152 212ZM241 208H243V210L245 212L242 211ZM26 210H28V211H26ZM145 210L147 212H145ZM148 210H151V211H148ZM41 211H42V213H41ZM2 212H0V213H2ZM27 212H31V213H27ZM192 212L196 213L195 219L193 218V220H192V218H190V215ZM4 213L8 214V212H5V211H4ZM16 213H17V215H16ZM125 214H126V218L124 216ZM129 215H130V217H129ZM119 217H120V219H119ZM123 217H124V219H123ZM133 218L135 220H137V222H135V220L132 221ZM3 219H5V218H2L1 220H3ZM146 219H148V220H146ZM153 219H154V221H153ZM185 219H187V221ZM205 219H207V220H205ZM182 222H183V224H182ZM156 223L158 225H156ZM36 224H35V226H36ZM81 225H83L82 227L87 226V227L92 228L93 230L105 232L109 235L110 240H114L115 242H117L119 240L117 243L123 244L125 246H129L132 249L134 248L135 252L137 249L136 253H138L140 251L141 255L139 253L138 254L140 256H142L144 259H141V260L140 259H134V261L133 260L128 261L125 259L126 262L124 259H122V261H124V262H121V259L118 258V256L111 249L105 250L103 252L104 253L103 254L100 251L101 248H99V247H101V246H99L101 244H96V243L94 244V242L89 243L88 238H90V237L86 236V234L78 235L77 229ZM156 227H158V228H156ZM213 227H215L216 230H214ZM109 229H110V231H109ZM211 229L214 231L213 232L209 231ZM19 231L21 232L22 230L14 229L12 234L14 236H15V234H16V236H19V235H17V233ZM215 231H218V232L215 233ZM5 232H10V231H8V230L0 231V233H2L3 235ZM166 232H167V235H166ZM210 232L214 233L216 235H213ZM22 233H23V231L21 233H18V234H20L22 236L23 235ZM168 234H170L169 235L170 237L168 236ZM13 235H11V236L8 235V237H12ZM33 236H32V238H33ZM0 238H1L0 245H2L1 246L2 248L6 246L5 243H7V245L9 244V242H6L7 238H2V237H0ZM2 239H3V241H2ZM12 239H13L12 241H15L14 240L15 237H13ZM2 243H4L5 245ZM165 243H166V245H165ZM23 252L22 253L25 254L26 251L23 249ZM150 252L151 253L155 252L156 256L154 255V253L151 254ZM115 255L117 257L114 258ZM151 255H154V257ZM20 256L21 255H19V257ZM3 257H5V256L3 255ZM2 258H1L2 261L5 260ZM118 261H120V262L118 263ZM142 261H144V262H142ZM41 263H43V262H41ZM41 263L39 262L38 264H41ZM150 264H152V263H150Z\"/></svg>","mask_w":264,"mask_h":264}]
</instances>
